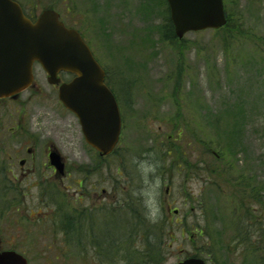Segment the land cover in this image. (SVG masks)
I'll list each match as a JSON object with an SVG mask.
<instances>
[{
    "label": "rangeland",
    "instance_id": "rangeland-1",
    "mask_svg": "<svg viewBox=\"0 0 264 264\" xmlns=\"http://www.w3.org/2000/svg\"><path fill=\"white\" fill-rule=\"evenodd\" d=\"M18 1L25 7L28 3L33 5L37 14L47 8L66 14L63 0ZM94 2L98 5L96 0H72L73 10L67 18L70 25L80 30L101 64L109 71L112 87L126 107L123 141L119 148L122 156L119 155L116 162V207L122 206L124 198L133 200L138 196L147 216L163 219L169 227L184 222L195 227L206 225L205 231H211L210 234L207 232L209 236L203 234L201 237L194 236V239L204 257L212 258L214 264H264V250L242 252V247L233 240V227H229V214L225 208L227 186L220 185L222 194L218 198L213 191L218 186H207L205 190L204 181L195 179L185 182L184 176H177L171 193L166 194L158 168L160 156L165 155V151L153 147L150 141L164 140L169 134L177 137L179 132V145L188 150L194 132L200 137L220 138L229 143L227 137L233 118L225 116L218 130L210 129L205 123H202L201 129L193 130L188 124L190 113L194 108L218 112L241 104L239 109L245 114L243 129L246 136L242 146L232 149L237 155L235 158L241 159L239 166H247L248 173H254L259 186L262 183L264 186V0L255 2L253 7L250 0H224L225 9L232 14L233 25L238 28V33L226 46L219 42L215 30L189 32L183 38L184 45L170 46L160 34L166 13L163 0H113L108 18L99 17L94 12ZM235 36L239 37L235 39ZM34 75L36 81L47 88L46 98L40 102L39 108H30L31 104H27L28 111H20L31 96L26 92L17 102L19 106L6 100L0 101L1 165L5 169L10 167L13 164L10 156L26 155L23 148L29 146L36 150L35 163L40 168L45 162L44 145L47 143H53L62 156L71 161L70 165H90L94 150L84 141L76 117L57 105L55 93L48 87L46 74L40 65H34ZM153 109L160 110L161 115L151 123L149 117ZM35 110L37 121L31 118L29 123L31 115L28 112ZM163 114L170 119L175 117L173 121L179 120L181 126L173 124L167 129L162 125L161 131L158 126L163 122L160 120ZM19 120L22 128L11 134L9 130ZM210 147L219 152L218 142ZM244 156L249 157L247 165L243 162ZM120 160L126 166L129 161L130 165H136L134 170L131 169L132 174L128 169L125 175L126 168L120 167ZM118 168H121L122 174H118ZM11 174L5 173V181L12 182L19 189L10 194H0V249L17 250L27 257L29 264H94L81 259L94 257L95 252L87 254L65 246L61 243L64 235L54 232V221L59 218L65 220V216L75 208L69 198L75 196L77 187L73 185L69 194L64 195L67 207L60 210L59 217H55L52 198L47 196L51 188V197L63 189L59 179L36 174L39 178L20 177L14 181ZM39 179H46L43 181L49 188L46 193L35 188L29 192L21 189L28 180L36 183ZM86 179L88 185L94 177L90 175ZM70 180H65L64 184H71ZM261 196H264V191ZM91 203L92 200H86L84 206L89 208ZM175 208L178 209L177 214L173 212ZM255 208L256 215H260V209ZM177 219L182 222L176 223ZM257 221L262 222L264 227V218ZM196 230L198 232L200 228ZM242 230L243 227H240ZM172 236L165 264H176L196 253V247L188 242L186 236L182 237L177 231ZM263 242L264 237L260 240L261 244ZM210 250L214 252L212 255Z\"/></svg>",
    "mask_w": 264,
    "mask_h": 264
},
{
    "label": "water",
    "instance_id": "water-1",
    "mask_svg": "<svg viewBox=\"0 0 264 264\" xmlns=\"http://www.w3.org/2000/svg\"><path fill=\"white\" fill-rule=\"evenodd\" d=\"M174 34L181 39L188 32L219 29L227 22L223 0H166ZM39 62L57 84L60 71L75 75L59 87L64 106L79 119L86 142L101 155L112 151L119 140L121 119L118 105L105 84V72L89 46L74 29L67 28L59 14L44 10L35 22L26 18L13 0H0V99L16 98L33 82V65ZM51 163L62 170L59 154ZM0 264H28L15 251L0 252ZM176 264H206L187 257Z\"/></svg>",
    "mask_w": 264,
    "mask_h": 264
},
{
    "label": "flooded vegetation",
    "instance_id": "flooded-vegetation-1",
    "mask_svg": "<svg viewBox=\"0 0 264 264\" xmlns=\"http://www.w3.org/2000/svg\"><path fill=\"white\" fill-rule=\"evenodd\" d=\"M16 1V0H15ZM66 4L65 6V12L66 14H62L61 12V19L64 22V24L67 27L75 28L73 24L68 23V15L71 16L72 13V0H63ZM98 2V5L96 2H94L95 8L93 9L94 12L99 17H109V9L110 4L113 0H96ZM22 5V4H21ZM34 6L28 3V6L25 7L22 6L23 11L25 15L34 21L38 14L36 13V9L33 8ZM87 12V11H86ZM80 32V30H78ZM60 78V83L63 82H69L72 78V74L61 72L58 74ZM47 81V76H46ZM58 85H51L47 82V85L49 88H51L55 93L56 97V103L57 105L66 111L67 110L61 101L58 99ZM46 85L42 86V84L38 83L36 80L34 81V84L31 86V88L26 92L29 93V100L25 102L20 108V111H23L24 113L28 111L27 104H31V107H34V109H37L40 107V102L45 99L46 94ZM114 93V97L117 100L119 111H120V117H121V132L119 136V141L117 145L112 149V151L106 155H101L97 150H94V157L91 160L90 165H85L84 163H74L70 165V160L64 158L62 154L55 148L54 144L47 143L44 145V152H45V162L41 165L39 168L36 166L35 159H36V150L34 148H31L29 146H25L23 150L26 151V155H17L15 157L10 156L12 159L13 164L9 167L7 166V169H5L0 162V194H10L11 192L18 191V186H13L12 182L5 181L4 175L5 173H12L11 176L16 179L20 177H26V178H55L59 179V183L62 186V190L60 191L61 196H66L70 190L72 189V186L75 185L77 187V190L75 191V196L70 197L69 200L74 202V213L76 214L77 223H82L86 228L92 229L93 232L97 233L94 235V239L91 241L95 242H110L113 240L114 235V222H115V207H116V178H115V172H116V162L122 156V150L119 149L120 145L122 143V136H123V127H125V121H126V107L123 105V102L119 98V96ZM22 95H19L16 99H5L6 101L12 102L17 105V102L20 101ZM1 101V100H0ZM38 105V106H37ZM19 106V105H17ZM44 106H41V108ZM29 108V110H30ZM45 108V107H44ZM160 110L153 109V111L150 113V121L151 123L154 122V119H158L157 116H160ZM22 112V113H23ZM70 112V111H69ZM31 117L28 119L29 123H31V118H34V115L37 114V110L33 111L32 113L28 112ZM72 113V112H71ZM73 114V113H72ZM131 114L130 112L128 113ZM176 114V112H174ZM191 116L188 124L192 126L193 130H196L197 128L201 129L202 123H205L208 125V120L210 119L211 111L209 109L204 108H194L191 110ZM38 115V114H37ZM74 115V114H73ZM75 116V115H74ZM76 117V116H75ZM147 116L144 117V120H146ZM77 119V118H76ZM203 119L205 122H200V120ZM162 124L158 126V128L162 131V125H165L167 129L172 127L173 124L176 126H181L180 121L174 122L175 117L173 119L167 118L163 114V118H161ZM78 121V120H77ZM143 121V117L142 120ZM20 120L18 123H14V127L9 130V132L12 134L14 132H19L22 128L20 125ZM147 122V121H146ZM79 123V121H78ZM80 125V124H79ZM81 129V127H80ZM82 133V130H81ZM83 135V133H82ZM162 137V135H161ZM181 137V133H177V137L173 134H169L164 138V140L155 141L150 140L151 145L153 147H160L162 150L165 151V155L160 156L161 160L158 164L160 178L163 186L165 187L166 194L171 193L172 185L174 183V178L177 176H184V181L188 182V180L194 181L195 179L204 181L205 190L207 186H211L212 183H215L216 186L224 184L227 186L228 194L234 189L235 186L233 185V177L235 176V172H239L240 170H237V166L231 164L228 166V163L225 165L222 164V174L219 175L216 171L212 172V156L215 159H220V156L217 151H214L211 149V138H207L205 136L200 137L196 135L194 132L191 135V140L188 143V150H183V147L179 145V140ZM84 138V137H83ZM52 152L59 153L60 155V162L62 163V170L59 171L52 163L50 159V154ZM120 155V156H119ZM142 161V158H141ZM126 162V160H125ZM131 161L124 165L122 163V160L118 162L120 164L121 168H126V176H127V170L129 169V173L132 174L131 169L134 170V167L136 165H130ZM134 166V167H133ZM240 167V166H239ZM121 168H118V174H122ZM41 169V170H40ZM115 169V171H114ZM6 170V171H5ZM8 172V173H7ZM38 174L39 177L36 175ZM242 175V172L240 173ZM92 175L94 177L93 182L89 183L87 185L86 178L88 176ZM217 175V176H216ZM240 175V182L239 185H242V177ZM217 177V178H213ZM255 177V175H254ZM230 178V179H228ZM67 179H71V184L65 185L64 181ZM231 180V181H230ZM36 181V180H35ZM46 181V179H39L35 183L34 181H27L26 184L21 186V189L24 191V189L29 192L30 189L35 188L38 191L45 193L48 191V186L43 182ZM51 182V181H50ZM49 182V183H50ZM133 184V182H131ZM50 191V190H49ZM52 192V188H51ZM51 192L47 196V198H51ZM16 194V193H12ZM86 200H92V203L90 204L89 208H86L84 206V201ZM46 201V200H45ZM65 202V200H64ZM47 203V201H46ZM49 206L50 204L47 203ZM66 204V202H65ZM170 206V204H168ZM95 211L94 213L91 211ZM173 212L175 214L178 213V209H174ZM73 214V212H71ZM3 215V214H2ZM66 218V216H65ZM176 222H181V220H176ZM97 230V232L95 231ZM0 242H2V235L0 233ZM193 245L196 247L195 250H199L198 246L196 245L195 239L193 242ZM12 249V248H10ZM2 250V249H0ZM196 251V253H197ZM195 254V253H194ZM205 261L207 264H214L212 262V258H205Z\"/></svg>",
    "mask_w": 264,
    "mask_h": 264
},
{
    "label": "trees",
    "instance_id": "trees-1",
    "mask_svg": "<svg viewBox=\"0 0 264 264\" xmlns=\"http://www.w3.org/2000/svg\"><path fill=\"white\" fill-rule=\"evenodd\" d=\"M163 2L166 5V13L160 26V34L170 46L184 45L185 39L179 40L174 34L167 3L165 0ZM255 2H259V0H250V3H252L251 7L255 5ZM227 13L228 19L226 25L216 30V37L224 46L228 45L232 41L234 34L238 33V28L233 25L232 14L228 11ZM236 37L239 36H235V39ZM111 81L109 77L107 80L108 85L114 91ZM239 107H241V104L239 106H228L226 109L218 112L212 111L210 114L208 126L213 130H218V127L221 126L219 123L223 121L225 116L234 119L233 126L230 127V133L227 137L230 139L229 143L223 142L220 138L219 140H214V138L211 140V145L215 142L219 143L218 154L220 156L219 160L212 156V172L216 171L221 175L223 171L221 163L225 165L228 163V166L233 164L238 167L237 170H240L239 172H235V176L233 177V185L236 189H233L229 194H225L227 196L225 197L227 204L225 208L229 214V227H233V240L239 243L242 247V252H254L260 248L264 250V242L263 244L260 243V240L264 237V227L262 222L257 221V219L264 218V196H261L264 191V186L263 183L259 186V182H256L254 173H248L250 170L247 166L239 167L238 163L241 162V159L238 160L235 158L237 155L234 154L233 149L235 146H242L246 136L244 133L245 129H243L246 123L243 119L245 114ZM241 123L242 126H240ZM224 133H226V130ZM249 161L248 156L243 157L245 165ZM241 172L242 175L240 174ZM240 175L242 177L241 186L239 185ZM212 177L214 179L217 178ZM212 185L216 184L212 183ZM219 187L220 185H218V188H213L218 198H220L219 196L222 193V189ZM51 198L52 207L56 211L55 217H59L60 210L67 206L60 196V192L53 193ZM255 206L260 209V215L258 214V216L256 215ZM71 210L73 214H69L65 220L59 218L54 221V225L56 226L54 232L59 231L61 235H64L61 243H64L65 246H69L82 253L92 254L95 252L94 257H83L81 259L83 261L90 260L94 264H165L171 242H173L172 234L174 232H179L182 237L186 236L189 243L194 242V236L201 237L203 234L209 236L207 234L209 229L205 231L206 225L202 227V224H195V227L193 224L186 225L184 222L183 224H175V226L169 227L163 219L148 217L140 197L135 196L133 200L129 197L124 198L122 206L117 205L115 209V236L113 240L110 242H95L91 240L94 239V235L97 233L93 232L90 228H86L82 223H77L75 211L74 209ZM204 211L207 212V209H204ZM197 227L200 228L198 232L196 230ZM240 227H243L242 231H240ZM249 228L250 231H248ZM252 235H254L253 238L251 237ZM252 240L257 241L252 242ZM212 253L214 252L210 250L211 255ZM195 255L202 257L204 252L199 249Z\"/></svg>",
    "mask_w": 264,
    "mask_h": 264
}]
</instances>
